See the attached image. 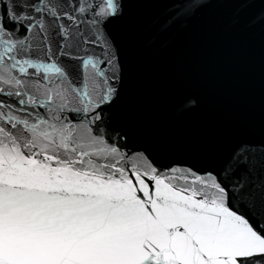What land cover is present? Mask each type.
<instances>
[{
	"label": "snow or ice",
	"instance_id": "1",
	"mask_svg": "<svg viewBox=\"0 0 264 264\" xmlns=\"http://www.w3.org/2000/svg\"><path fill=\"white\" fill-rule=\"evenodd\" d=\"M217 9L264 75V0H0V264H264V102L259 131L178 147L129 100L142 16Z\"/></svg>",
	"mask_w": 264,
	"mask_h": 264
},
{
	"label": "water",
	"instance_id": "2",
	"mask_svg": "<svg viewBox=\"0 0 264 264\" xmlns=\"http://www.w3.org/2000/svg\"><path fill=\"white\" fill-rule=\"evenodd\" d=\"M156 18L146 12L127 39L133 61L129 100L160 141L182 147L259 131V36L234 31L228 9L205 12L191 30L162 35H156Z\"/></svg>",
	"mask_w": 264,
	"mask_h": 264
},
{
	"label": "clouds",
	"instance_id": "3",
	"mask_svg": "<svg viewBox=\"0 0 264 264\" xmlns=\"http://www.w3.org/2000/svg\"><path fill=\"white\" fill-rule=\"evenodd\" d=\"M190 104H191L192 106H194V105H195V101H191Z\"/></svg>",
	"mask_w": 264,
	"mask_h": 264
}]
</instances>
